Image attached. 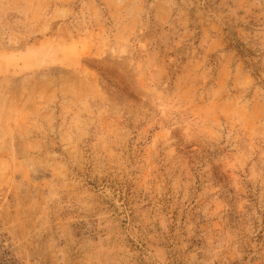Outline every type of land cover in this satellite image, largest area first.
<instances>
[{"label": "rangeland", "instance_id": "obj_1", "mask_svg": "<svg viewBox=\"0 0 264 264\" xmlns=\"http://www.w3.org/2000/svg\"><path fill=\"white\" fill-rule=\"evenodd\" d=\"M0 260L264 264V0H0Z\"/></svg>", "mask_w": 264, "mask_h": 264}, {"label": "built area", "instance_id": "obj_2", "mask_svg": "<svg viewBox=\"0 0 264 264\" xmlns=\"http://www.w3.org/2000/svg\"><path fill=\"white\" fill-rule=\"evenodd\" d=\"M2 243H3V244H6L7 241H3ZM3 262H4V261H1V260H0V264H2Z\"/></svg>", "mask_w": 264, "mask_h": 264}]
</instances>
